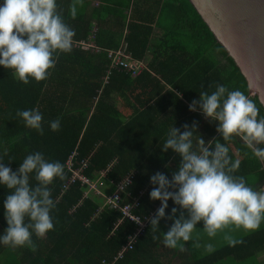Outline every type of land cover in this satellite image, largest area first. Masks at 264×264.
I'll use <instances>...</instances> for the list:
<instances>
[{
  "label": "trees",
  "instance_id": "16d2710c",
  "mask_svg": "<svg viewBox=\"0 0 264 264\" xmlns=\"http://www.w3.org/2000/svg\"><path fill=\"white\" fill-rule=\"evenodd\" d=\"M132 1L100 0L102 4L94 10L91 18L98 20L100 27L108 26L111 20L117 21L124 30L128 19L126 12L131 9L125 41L133 58L144 61L151 53L154 35L148 21H155L163 0L146 1L155 9L148 12L146 18L139 17L136 9L133 11ZM172 2V26L162 31L163 42L152 53L149 71L137 77L113 71L105 83L110 65L108 50H117L118 47H109L100 54L77 50L61 54L48 80L37 83L31 79L28 85L18 81L11 70L0 66V159L5 164L11 162L8 166L16 171L28 154L41 152L47 160L64 164L66 173L64 181L57 179L51 185L56 202L52 212L55 230L43 239L34 237L35 251L26 247L1 248L0 257L6 255L7 260L4 264H9V256L12 264H134L140 256L147 259L153 236H162L172 221L161 220L160 230L156 232L151 231L149 225L138 238L134 250L116 262L118 254L136 233L137 226L129 221L120 223L122 216L104 207V197L87 192V187L77 181L65 191L71 177L66 170L69 159L76 154V164L89 160L83 174L91 182L106 172L105 181L111 187V193L117 184L134 175L132 185L126 191L131 196L125 194V202H132L143 192L137 212L143 218L160 206V201L150 199L153 187L150 176L159 171L171 179V173L180 163L181 158L171 149L167 153L161 150L171 127L183 131L185 123L191 125L198 121L199 134L206 142L215 138L223 143L222 136L216 131L218 122H210L199 111H189V103L199 99L201 91H214L216 84L225 85L229 90H240L264 115L263 105L257 97H250L247 81L217 43L191 0ZM60 8L70 24L68 7L61 5ZM74 21V41L87 40L90 21L82 17ZM79 22H82L80 28L76 24ZM212 54L225 60L229 74L220 71L221 66L211 59ZM36 107L44 117V135L26 127L23 120L16 117L17 110ZM57 118L61 120V127L54 132L49 122ZM226 146L232 158L241 161L236 175L245 177L255 190H263L257 184H264V164L253 156L239 137ZM7 194L8 190L0 186V235L7 228L3 208ZM173 207L176 205L170 200L166 215H171ZM237 238L243 239L244 243L235 247L214 245L215 250L211 253L205 248L201 253L194 252L199 257L197 263L218 264L231 257L239 262L255 259L258 253L264 252V221L255 233L238 234ZM142 250L146 252L141 253Z\"/></svg>",
  "mask_w": 264,
  "mask_h": 264
},
{
  "label": "clouds",
  "instance_id": "9594fccd",
  "mask_svg": "<svg viewBox=\"0 0 264 264\" xmlns=\"http://www.w3.org/2000/svg\"><path fill=\"white\" fill-rule=\"evenodd\" d=\"M83 5L84 0H71V19H76ZM75 35L58 0H3L0 4V66L11 70L25 85L31 79L37 83L48 80L59 56L72 52ZM188 107L210 122H218L216 131L223 143L215 138L206 142L199 134L198 121L185 123L183 131L175 126L168 130L161 150L167 153L171 149L181 159L171 179L159 171L150 176L153 187L149 196L160 201V207L148 222L151 231L156 232L161 220L172 221L168 231L162 232L163 243L170 249L184 251L191 243L211 253L214 245H202L201 232L210 239L222 235L228 246L235 247L244 241L233 233L258 230L264 221V190H255L245 177L236 175L241 161L234 160L226 146L239 137L264 164V115L243 92L221 84H216L214 91H201L199 99H193ZM16 117L44 135V117L39 107L17 110ZM49 125L52 131H59L60 118ZM10 164L0 159V186L8 190L3 203L7 228L0 235V244L35 251L34 237L43 239L55 230L52 212L56 202L51 185L57 179H66L65 165L47 160L41 152L28 154L16 171ZM170 200L176 207L166 215ZM201 222L203 231L197 229ZM159 238L153 236L154 240Z\"/></svg>",
  "mask_w": 264,
  "mask_h": 264
},
{
  "label": "crops",
  "instance_id": "0c3cea01",
  "mask_svg": "<svg viewBox=\"0 0 264 264\" xmlns=\"http://www.w3.org/2000/svg\"><path fill=\"white\" fill-rule=\"evenodd\" d=\"M146 1L147 0H133L132 1V7L134 8L133 11H135L136 9V12H138L137 14L139 17L142 16L146 18V16L148 15V12L152 13L153 11H155V9H153L150 6V3ZM59 3H60V6L62 5V6H66L69 8L71 0H59ZM170 3H173L172 0H163L161 8L159 9L156 15L155 21L154 22L148 21L154 30L153 31L154 35L151 40V47H152L151 53H149V55L145 58L144 61L135 60L132 54L130 53L132 58L135 61L143 63L145 67L144 72L149 71V65H150V62L152 61V53L155 51L156 48L159 47L161 42H163L164 33L162 31L169 30L172 26L171 23L173 22L174 14L173 12H171L172 7ZM101 4L102 2H100V0H84L83 7L78 9L77 17L79 18L82 17L84 18V20L90 21L89 22L90 32L88 34L87 40L74 41V42H88L89 41L93 43L100 50H107V48L109 47H113V48L118 47L117 50H119L123 45L127 46L126 41H125L126 35L128 34L126 27H127L128 22L130 21L132 10L130 9L128 12H126L128 19L126 21V27L124 30H122V28L118 26L117 21L113 22L114 20H111L108 26L100 27L98 20L91 18V15H93L94 10L98 9ZM110 5L114 6L113 4H110ZM139 9H141L142 12ZM70 24H71V27L73 28L75 27V21L73 19L70 20ZM76 24L78 28L82 26V22H79ZM122 32L123 34H121ZM127 49H128V46H127ZM109 51L110 50H108V52ZM111 51H116V50H111ZM162 53L165 55L163 49H162ZM211 56H209V59L210 57L211 59L213 57L222 59L221 57H217L214 54H212ZM216 61L218 62L219 60L216 59ZM220 71L227 72L228 74L230 73V69L228 65L227 67H221ZM228 74H226V77L228 76ZM117 106L118 107L120 106L119 101H117ZM105 179L106 177L100 174V177L97 180L93 181L95 188L100 193H102V196H99V197H104V196L111 194L110 192L111 187L108 185V183H106ZM261 183L257 184V187L262 188L264 190V184H261ZM185 216L187 217V213H185ZM197 229L200 231H203V226H201V223L197 225ZM256 231L257 230L245 232L243 229H241L233 233V235L236 237L238 236V234L247 236L249 234L255 233ZM164 233L166 232L164 231ZM200 237H201L202 245L207 244V243H212L213 245H216L218 247L222 245H226V242L223 240L222 235H218L216 238L210 239L209 237H207L206 233L201 232ZM221 238H222V241H219L221 240ZM203 248H204L203 246L200 248H195L191 245V243H189L185 246L184 251H180L179 248L170 249L164 245L163 237L160 236L159 239H156L149 243L150 250L149 252L147 251L149 254V257L148 258L146 257L147 259H145L140 256L135 259L134 264H199L197 263V260L199 259V257L198 255H195L194 252L198 251L199 253H201V249ZM145 252H146L145 250L141 251V253H145ZM218 264H264V252L258 253L255 259H250L244 262H239L235 258L231 257L230 259H225Z\"/></svg>",
  "mask_w": 264,
  "mask_h": 264
},
{
  "label": "water",
  "instance_id": "95a60500",
  "mask_svg": "<svg viewBox=\"0 0 264 264\" xmlns=\"http://www.w3.org/2000/svg\"><path fill=\"white\" fill-rule=\"evenodd\" d=\"M264 107V0H191Z\"/></svg>",
  "mask_w": 264,
  "mask_h": 264
},
{
  "label": "built area",
  "instance_id": "2783aa9c",
  "mask_svg": "<svg viewBox=\"0 0 264 264\" xmlns=\"http://www.w3.org/2000/svg\"><path fill=\"white\" fill-rule=\"evenodd\" d=\"M1 4V3H0ZM96 33V32H94ZM73 50L90 53V54H100L102 50L98 49L91 42H74ZM108 60L110 65L108 66L107 75L105 77V83L108 82L110 75L113 71L124 72L127 74H131L133 77H137L145 71V67L143 63L135 61L131 54L128 52L127 46L123 45L119 50L109 51L108 52ZM76 154H74L66 165V170L71 173V177L65 186V191L68 190L69 186L74 184L76 181L81 185L87 187V192H93L96 196H102L96 188L93 182H91L84 174L83 171L87 169L89 165V160H83L79 164H76L74 159ZM102 176L106 177V172L101 173ZM134 175H129L126 177L121 183L116 185V189L109 195L104 196L105 204L104 207L109 210L119 213L122 216V220L120 223L125 221H129L132 224L137 226L136 233L130 237L129 243L124 249L118 254L116 258V262L125 258V256L134 250V246L138 241V238L144 234V231L148 229L150 223L148 222V218L153 216L156 213L158 207H155L152 211H150L147 217H140L137 215L141 207L140 199L143 192L140 193L139 197L134 198V200L130 203L125 202V194L127 196H131L127 194V189L130 185H132ZM64 191V192H65ZM63 192V193H64Z\"/></svg>",
  "mask_w": 264,
  "mask_h": 264
},
{
  "label": "rangeland",
  "instance_id": "374dc122",
  "mask_svg": "<svg viewBox=\"0 0 264 264\" xmlns=\"http://www.w3.org/2000/svg\"><path fill=\"white\" fill-rule=\"evenodd\" d=\"M212 59H214L215 61H216V59H218L219 61L217 62L218 63V66H221V67H227V64L225 63V61L223 60V59H220V58H212ZM225 73V72H224ZM5 246H3V245H1L0 244V249L1 248H4ZM205 252V251H204ZM8 257V256H7ZM7 262V260H6V255H3V256H1L0 257V264H4V263H6ZM8 262H9V264H12V257L11 256H9V258H8Z\"/></svg>",
  "mask_w": 264,
  "mask_h": 264
}]
</instances>
